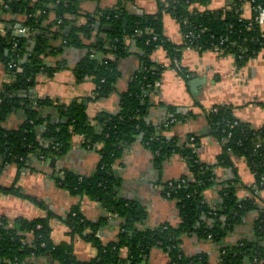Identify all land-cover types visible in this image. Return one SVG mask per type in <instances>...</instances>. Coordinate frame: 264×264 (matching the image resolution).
Here are the masks:
<instances>
[{
  "label": "trees",
  "instance_id": "obj_1",
  "mask_svg": "<svg viewBox=\"0 0 264 264\" xmlns=\"http://www.w3.org/2000/svg\"><path fill=\"white\" fill-rule=\"evenodd\" d=\"M84 1L99 0H0V26L4 28L3 32L0 27V65L14 77L12 82L4 83L0 91V159L23 170L29 167L33 156L44 160L62 157L70 150L75 136H83L89 147L100 144L101 161L94 176L65 171L64 177L56 178L61 188L76 196L88 195L104 208L106 214L98 222L85 219L78 206L63 219L71 237H83L96 246L98 255L90 261L79 262L69 244H54L50 217L17 220L18 228H9L5 219L0 223V258L4 260L1 264H23L33 256H46L53 264H142L154 248L167 253L170 264H210L207 254L186 255L182 238L194 235L201 241L221 243L252 212L257 214L254 228L258 242L241 240L232 247L223 246L219 261L220 264H264V205L254 191L250 197L241 198L233 186L235 181L220 183L215 171L217 167L232 168L234 157L244 158L255 174L256 189L264 190V128L254 129L238 121L228 107H215L217 111L212 109L208 119L212 137L223 144V150L217 164L207 165L197 152L200 138L191 141L190 137L188 143L181 144L164 135L167 127L158 130L148 125L145 116L152 106L154 84L160 82L162 72L150 57L158 47L168 50L174 59L178 57L177 51L164 39L159 20L130 15L122 1L110 11L83 16L80 4ZM208 1L166 0L160 13L168 12L176 18L186 46L197 49L201 46L199 50L204 52L228 37L224 54L233 56L240 65L245 64L264 47V29L255 23L254 17H244L243 7L251 3L253 8H264V0H234L227 9L202 11L199 5ZM17 15L25 16V20L15 19ZM81 17L87 21L79 25L77 21ZM17 25L31 32V38L36 41L33 52L28 51L30 38L14 35L13 28ZM188 34L200 35V40L191 42L186 38ZM153 35L159 40L148 44V38ZM127 37L137 40L145 56V67L136 75L131 89L122 94L120 112L105 115L97 130L90 123L87 102L114 90L119 78L118 62L129 54L125 44ZM58 40L66 46L87 50L72 71L77 82L85 78L95 80L98 91L94 98L59 105L50 98L31 97L30 91L39 74L52 78L68 68L65 60L48 61L56 59L60 53L53 45V41ZM15 43L17 48H14ZM97 49L103 50L105 55L109 52L112 57L92 58ZM53 106L60 115L57 123H52L51 115L45 113V109ZM18 110L24 111L27 119L17 129H6L4 123ZM175 117L179 122L184 119L180 115ZM236 121L238 124L234 125ZM167 123V126L172 124ZM139 137L152 151L158 166L173 155H180L189 168L188 174L162 184L164 197L177 206L178 227L166 223L157 228H140L147 219L145 208L118 194L122 180L114 171V164L126 146ZM217 185L222 186L221 202L211 206L204 193ZM2 192L36 202L18 186L3 188ZM114 217L119 221V236L106 244L101 232ZM28 236H32L30 243L26 241Z\"/></svg>",
  "mask_w": 264,
  "mask_h": 264
},
{
  "label": "crops",
  "instance_id": "obj_2",
  "mask_svg": "<svg viewBox=\"0 0 264 264\" xmlns=\"http://www.w3.org/2000/svg\"><path fill=\"white\" fill-rule=\"evenodd\" d=\"M120 1L124 2L130 15H145L155 21L159 20L164 39L170 44L169 46L174 47L178 55L174 59L168 50L158 47L150 57L153 63L162 68V72L160 87L151 94L152 106L145 116L148 125L158 130L167 127L168 130H164V135L178 140L181 144L188 143L190 137L191 141L200 138L197 152L201 161L207 165L217 164L218 156L223 150V144L212 137L213 130L208 119L209 112L215 107H228L238 121L247 123L254 129L264 128V47L243 65L238 64L230 55L212 50L201 52L197 48L188 47L185 45L176 18L168 12L160 13L161 5L166 0L84 1L80 4L81 14L84 16L104 13L115 9ZM233 2L234 0H209L207 4L199 5V8L202 11L227 9ZM243 15L245 18L253 16L251 3L245 4ZM51 17L54 19L55 15L52 14ZM15 19L23 21L25 16L17 15ZM86 21L85 17H81L77 22L81 25ZM99 30L100 27L97 32ZM28 38H30L29 51L32 47L31 32ZM137 43L132 37L125 39L129 54L118 62L119 78L114 90L109 94H103L97 100L87 102L90 123L97 130L105 115H117L120 112L122 94L131 89L136 75L145 67V56ZM53 45L59 48L60 53L56 59L51 58L48 61L65 60L68 68L59 71L52 78L39 74L36 85L30 91L31 97L50 98L59 105L70 104L78 99L94 98L98 91L95 80L85 78L82 82H77L72 71L86 55L87 50L66 46L61 40L53 41ZM105 57L112 56L109 52L105 55L100 49L92 56L99 60ZM176 64L180 65L181 71L176 69ZM13 79L14 77L5 67L0 65V91L4 83H10ZM45 113L51 115L52 123L60 121L57 107L47 108ZM178 115L184 118L183 121H178L175 117ZM26 119L24 111L18 110L6 120L4 127L17 129ZM167 122L172 124L167 126ZM101 148L100 144L95 147L86 146L85 138L78 135L74 137L70 150L62 157L44 160L33 156L27 169L20 170L16 164L0 159V223L6 219L9 228H18L17 220L50 217L54 244H69L72 247V254L79 262L96 258L98 255L96 246L83 237L72 238L70 229L63 219L75 206H78L85 219L98 222L105 216V210L99 202L88 195L76 196L68 189L61 188L56 178L64 177L65 171L85 177L94 176L101 161ZM233 163L232 168L215 169L217 180L220 183L235 181L233 186H236L241 198L250 197L254 191L264 205V190L256 189L255 174L246 160L234 157ZM114 171L122 180L118 189L119 196L139 203L146 210L147 219L140 228H157L166 223L178 227L180 217L177 206L164 197L162 184L177 180L189 173V168L180 155H173L162 166H158L152 151L144 146L139 137L132 145L126 146L121 157L114 164ZM13 186L20 187L36 202L2 192L3 188ZM221 189L222 186L217 185L205 191V199L211 206L221 202ZM256 217L255 212L250 213L221 243H214L211 240L201 241L197 236L186 235L182 238V250L188 256L207 254L210 264H220V250L223 246L232 247L241 240L258 242L254 228ZM118 236L119 221L114 217L101 232V238L107 244L116 241ZM26 241L30 243L32 236H28ZM124 252L126 255L127 252ZM2 262L4 260L0 258V264ZM23 264L53 263L46 256H33ZM142 264H170V259L167 253L154 248Z\"/></svg>",
  "mask_w": 264,
  "mask_h": 264
},
{
  "label": "built area",
  "instance_id": "obj_3",
  "mask_svg": "<svg viewBox=\"0 0 264 264\" xmlns=\"http://www.w3.org/2000/svg\"><path fill=\"white\" fill-rule=\"evenodd\" d=\"M253 8V6H252ZM256 13V14H255ZM254 17V20H255V23L258 24L259 26H261L263 29H264V8L261 7V6H257L256 8H253V16L251 18ZM4 29V28H3ZM2 29V31H3ZM13 33L15 36L17 37H28L30 32L28 29L22 27L21 25H17L13 28ZM186 38L188 40H190L191 42L193 41H198L200 40V35L198 36H193L192 34H188L186 36ZM159 40V37L157 35H153V36H150L147 40V43L150 44L152 41L153 42H157ZM229 38L228 37H224L219 43H216V44H213V49L212 51H216L218 53H221V54H224L226 52V47L225 44L228 42ZM18 47V44L15 43L14 44V48H17ZM201 48V46H200ZM199 48V49H200ZM10 68L13 67V65H10L9 66ZM176 69L178 71H181V68H180V65L179 64H176ZM154 86L157 88V87H160V82H156L154 84ZM215 111H217V109H214ZM238 124V121H236L234 123V125H237ZM261 145H258L257 147H260Z\"/></svg>",
  "mask_w": 264,
  "mask_h": 264
},
{
  "label": "water",
  "instance_id": "obj_4",
  "mask_svg": "<svg viewBox=\"0 0 264 264\" xmlns=\"http://www.w3.org/2000/svg\"><path fill=\"white\" fill-rule=\"evenodd\" d=\"M126 24H127V21L125 22V26H126ZM99 27H100V24L98 23L97 24V31H98V29H99ZM107 28V27H106ZM108 28H110V27H108ZM32 39V47H31V49L29 50V51H31V52H33L34 51V48H35V44H36V42L34 41V39L33 38H31ZM101 54V53H100Z\"/></svg>",
  "mask_w": 264,
  "mask_h": 264
},
{
  "label": "rangeland",
  "instance_id": "obj_5",
  "mask_svg": "<svg viewBox=\"0 0 264 264\" xmlns=\"http://www.w3.org/2000/svg\"><path fill=\"white\" fill-rule=\"evenodd\" d=\"M3 32H4V29H3Z\"/></svg>",
  "mask_w": 264,
  "mask_h": 264
}]
</instances>
